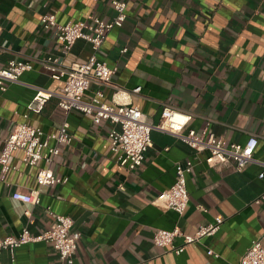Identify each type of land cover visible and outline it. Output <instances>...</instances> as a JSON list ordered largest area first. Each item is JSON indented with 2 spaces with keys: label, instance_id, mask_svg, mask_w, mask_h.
<instances>
[{
  "label": "crops",
  "instance_id": "crops-1",
  "mask_svg": "<svg viewBox=\"0 0 264 264\" xmlns=\"http://www.w3.org/2000/svg\"><path fill=\"white\" fill-rule=\"evenodd\" d=\"M112 0H0V64L23 59L33 67L19 81L0 89V150L4 139L29 113L28 121L45 132L66 118L73 134L49 165L66 181L40 186L36 180L45 160L27 164L24 151L12 152L10 168L0 171V236L17 235L24 227L36 234L53 223L55 213L73 219L80 231L72 264H240L253 239L264 245V0H126L127 17L113 27L98 52L117 70L114 85L131 91L128 101L155 123L166 106L191 114L184 131L213 132L225 146L257 137L254 159L238 171L231 161L208 164L207 151L197 152L173 133L152 129V145L141 165H120L110 148L109 121L92 114L66 113L57 94L63 79L43 67L48 55L65 64L85 61L90 43L78 39L62 53L57 30L40 18L55 14L58 23L91 13L115 15ZM127 47L126 51H121ZM107 98L112 89L92 82ZM50 92L34 108L38 90ZM32 105V106H31ZM29 107V108H28ZM191 160L186 175L189 200L182 214L160 207L153 199L175 179L178 162ZM40 189L39 203L12 198L16 189ZM26 211H29L26 213ZM222 218L216 233L185 246L181 253L155 245L157 228L178 226L192 233L200 224ZM182 241L176 238V243ZM212 249L213 253H209ZM3 259L10 261L3 252ZM11 264H67L48 241L22 244Z\"/></svg>",
  "mask_w": 264,
  "mask_h": 264
},
{
  "label": "built area",
  "instance_id": "built-area-1",
  "mask_svg": "<svg viewBox=\"0 0 264 264\" xmlns=\"http://www.w3.org/2000/svg\"><path fill=\"white\" fill-rule=\"evenodd\" d=\"M115 15L111 19H103L94 14H87L76 21L58 23L55 14L44 13L40 20L45 27H55L57 40L62 46V53L66 54L78 39L90 43L91 53L83 62L65 64L61 56L48 55L42 59L43 67L55 79H63V86L58 96L59 106L68 113L71 109L92 114L93 121H109L111 128L107 138L110 148L116 155V161L128 169H134L142 164L148 148L152 145L151 131L159 129L173 133L181 141L197 152L207 151L205 161L212 165L219 162L231 161L236 170H243L254 159V150L257 137L251 135L243 143L233 142L225 146L220 137L213 132L198 133L194 128L184 131L185 125L191 119V114L166 106L162 109L158 122H151L146 115L128 101L130 92H138L137 86L131 91L124 90L112 82L116 66H110L106 61L99 59L98 52L108 32L115 26H121L127 17L126 0H112ZM123 47L121 51H126ZM33 67L32 63L23 59H9L6 64H0V89L5 90L9 83L19 81L21 75ZM95 82L100 86H109L112 91L107 98L106 93L98 88L90 98H85V92L90 84ZM50 92L38 90L34 97V108L40 109ZM32 106V105H31ZM29 108V107H28ZM23 120L17 122L14 129L5 137L0 150V171L2 177L12 167L9 158L16 149L24 151L23 160L27 164H35L45 160L47 166L41 167L36 173V180L40 186L66 181V177L56 175L50 168L54 157L60 152V146L69 144L73 134L69 122L65 118L56 129L45 132L28 121V111L23 113ZM193 162L189 159L178 162L175 169L174 182L162 190L153 199V203L164 208H171L182 214L189 200L186 186V175L191 171ZM264 176V170L259 173ZM40 189L28 191L14 190L12 198L25 203H39ZM264 198V193L256 199ZM48 213L53 216V223L39 233H32L24 227L17 235L0 236V264H11L15 259V249L22 244L36 241H48L57 250L59 257L67 264H72L77 250L80 231H72L73 219L69 215L55 213L47 206ZM29 211H26L28 213ZM222 218L200 224L194 232L185 233L180 227L171 229L157 228L152 241L165 250L181 253L185 246L217 232ZM182 241L176 243V238ZM9 254V260L3 259V252ZM213 253L212 249H208ZM240 264H264V245L260 239H253L241 257Z\"/></svg>",
  "mask_w": 264,
  "mask_h": 264
}]
</instances>
